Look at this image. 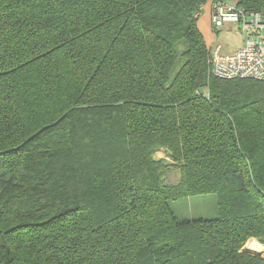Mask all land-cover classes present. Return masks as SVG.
Listing matches in <instances>:
<instances>
[{
	"label": "trees",
	"instance_id": "trees-1",
	"mask_svg": "<svg viewBox=\"0 0 264 264\" xmlns=\"http://www.w3.org/2000/svg\"><path fill=\"white\" fill-rule=\"evenodd\" d=\"M207 1L0 0V264H264V81L210 72Z\"/></svg>",
	"mask_w": 264,
	"mask_h": 264
},
{
	"label": "built area",
	"instance_id": "built-area-1",
	"mask_svg": "<svg viewBox=\"0 0 264 264\" xmlns=\"http://www.w3.org/2000/svg\"><path fill=\"white\" fill-rule=\"evenodd\" d=\"M211 1V22L216 32L225 24L237 23L243 45L224 51L222 44L210 48L211 73L224 80L255 79L264 81V12L245 10L230 0ZM204 5L194 16L200 18Z\"/></svg>",
	"mask_w": 264,
	"mask_h": 264
},
{
	"label": "rangeland",
	"instance_id": "rangeland-1",
	"mask_svg": "<svg viewBox=\"0 0 264 264\" xmlns=\"http://www.w3.org/2000/svg\"><path fill=\"white\" fill-rule=\"evenodd\" d=\"M207 8L204 15L202 16L201 14L202 18H200L198 21L199 29L202 32V35L204 36V40L207 44V47L211 48V46H214L216 44H222L224 47V51H232L235 50L236 48L241 47L244 41L238 24L237 23L225 24L216 32L211 22V12ZM167 154L168 152L167 150H165V148H159L155 152L154 158L158 160L162 158L170 160ZM165 175H166L165 176L166 183L174 184L177 183L180 179V171L176 167L169 168V170ZM215 197L216 196L214 193H203V194L193 195L172 202V207L174 212L181 217L212 218L218 215L217 202ZM255 239L254 241L256 242L260 241L258 239H257L258 241ZM242 250L246 251L244 250V246Z\"/></svg>",
	"mask_w": 264,
	"mask_h": 264
},
{
	"label": "crops",
	"instance_id": "crops-1",
	"mask_svg": "<svg viewBox=\"0 0 264 264\" xmlns=\"http://www.w3.org/2000/svg\"><path fill=\"white\" fill-rule=\"evenodd\" d=\"M208 7V8H207ZM206 8L211 12L212 10H211V1H207L206 3H205V5H204V10H203V13H202V16L204 15V13H205V11H206ZM202 16L200 17V18H202ZM199 18V19H200Z\"/></svg>",
	"mask_w": 264,
	"mask_h": 264
},
{
	"label": "water",
	"instance_id": "water-1",
	"mask_svg": "<svg viewBox=\"0 0 264 264\" xmlns=\"http://www.w3.org/2000/svg\"><path fill=\"white\" fill-rule=\"evenodd\" d=\"M243 251V250H242ZM244 252H248V251H244ZM248 253H250V252H248ZM253 254V253H252Z\"/></svg>",
	"mask_w": 264,
	"mask_h": 264
}]
</instances>
